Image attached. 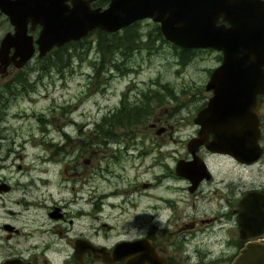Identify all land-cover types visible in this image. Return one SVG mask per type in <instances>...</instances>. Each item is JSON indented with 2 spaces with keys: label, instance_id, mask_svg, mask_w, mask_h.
Listing matches in <instances>:
<instances>
[{
  "label": "flooded vegetation",
  "instance_id": "obj_1",
  "mask_svg": "<svg viewBox=\"0 0 264 264\" xmlns=\"http://www.w3.org/2000/svg\"><path fill=\"white\" fill-rule=\"evenodd\" d=\"M65 1L72 6L74 0ZM110 1L89 0V5L104 9ZM172 1H176L179 6L178 0ZM165 2L162 1L163 7L172 6L171 2ZM144 19L151 18H141L127 26L137 27ZM151 20L156 23L157 33L164 37L160 22ZM218 22L229 24L222 19ZM40 28L39 23L34 28L28 24V32L34 38ZM98 29L100 28L92 31ZM77 41L79 40L54 46L48 52L57 47H68ZM172 43L179 48L182 60L191 58L193 49L212 48L185 47ZM35 51L37 54V46ZM219 51L221 62L223 55ZM7 72L0 76H6ZM205 89L207 93L202 102L194 105V110L188 112L191 113L190 118L178 114L181 107L189 102V96L183 94L182 99L180 95L176 96V105L164 118L167 127L159 128L164 136L157 138L153 144L157 151L155 160L161 165V170L154 178L142 183L143 191H150L152 188L158 190L150 191L149 215L138 218V222L130 226L138 230L134 234L123 233L124 236L121 237L119 233L113 236L100 233V225H111L106 222V215L102 216V221L99 220L101 206L92 201L90 193V198L84 197V187L90 181L87 172L90 169L82 167L80 170H69L66 165L59 169L50 168L51 164L60 160L59 153L65 149L64 144L58 146V143H52L51 137L38 142L37 144L47 145L49 148L46 147L44 155L39 153L35 158L47 164L31 168L19 161L15 162L13 137L9 138L11 145L6 146L4 152L3 143L0 142V264H231L247 242L264 240V225L249 223L244 227L239 211L240 199L245 194L259 192L264 195V92L258 95L259 153L254 159L247 161L228 152L212 150L204 142L196 143L195 140L200 137L201 125L195 118L213 94V89L206 88V84ZM203 93L204 91L201 92ZM198 95L193 92L190 96L197 98ZM124 104L123 101L121 107ZM114 113L116 112L112 115ZM113 118H109L111 124H123L122 120L114 122ZM190 119L192 132L185 138L178 134L174 136L180 130L183 120ZM125 121L127 125L130 124V120ZM1 138L5 137L0 136ZM212 138L213 134L209 132L206 139ZM190 140L194 144L189 145ZM168 143H172V146H166ZM131 146L134 147V144L127 142L126 151L133 149ZM96 150L99 151L100 148H94L92 153L96 154ZM138 151L143 156L146 149L139 148ZM18 156L22 159L21 154ZM168 157L171 162L167 161ZM143 159L144 156L140 158L141 162ZM91 173V177L98 180V159L92 162ZM69 181L76 183L68 186ZM52 185L57 191L70 188V196L55 199L50 190ZM97 187L93 186L91 190L87 187V190L94 192ZM115 193L119 191L116 190ZM123 193H126L125 190ZM105 194L108 195L109 192ZM125 199L129 200L128 197ZM89 200L94 206L92 210L84 208V203ZM91 218L97 221L94 228ZM87 221L89 228L94 229L91 233L85 232L84 222ZM119 243L124 248L116 251ZM90 247L102 248L103 251Z\"/></svg>",
  "mask_w": 264,
  "mask_h": 264
},
{
  "label": "rangeland",
  "instance_id": "obj_2",
  "mask_svg": "<svg viewBox=\"0 0 264 264\" xmlns=\"http://www.w3.org/2000/svg\"><path fill=\"white\" fill-rule=\"evenodd\" d=\"M155 25L151 19L140 21L134 32L139 35L141 44L126 54L115 47L102 54L97 48L98 35L93 31L84 36V40L81 38L68 45L63 54L57 49L41 57L35 54L22 67L11 65L7 75L0 76V136L8 138L0 139L2 152L11 145L9 138L13 137L15 162L38 168L47 163L35 157L39 153L44 155L46 147L49 148L38 142L51 137L52 143L64 144L60 160L50 163V168L66 165L69 170L90 169L86 186L88 190L98 187L89 192L85 186L84 197L90 198V193L92 201L101 206L100 221L102 216H107L105 220L111 226H99L104 235L119 233L122 237L123 233L138 232L130 226L138 222V218L149 215L150 191L158 190L143 191L142 183L161 170L155 160L157 151L153 144L164 136L159 128L167 127L164 118L176 105L179 95L181 99L183 94L189 96V102L178 114L190 118L188 112L202 102L209 73L221 59V52L215 48H196L191 58L182 60L179 48L164 37H158ZM9 30H13L9 19L0 12V39ZM118 32L122 34L124 30ZM19 78L25 80L24 85L18 82ZM193 92L199 94L197 98L190 96ZM123 101L127 107L138 106L136 110L141 115L132 118L127 125L123 116L130 110L125 107L113 118L114 122L122 120L123 124L113 125L107 118L117 112ZM190 122L191 119L183 120L174 136L187 137L192 132ZM127 142L134 144L130 151H126ZM94 148L100 150L93 154ZM139 148L146 149L142 162ZM97 159L98 180L91 177L92 162ZM167 161L171 159L168 157ZM73 183L76 182L69 181L68 186ZM50 190L57 200L61 196L69 197L71 192L70 188L57 191L53 185ZM116 190L119 193H115ZM93 207L90 200L84 203V208L92 210ZM91 223L93 228L97 225L92 218ZM84 227L85 232L94 231L88 221L84 222Z\"/></svg>",
  "mask_w": 264,
  "mask_h": 264
},
{
  "label": "water",
  "instance_id": "obj_3",
  "mask_svg": "<svg viewBox=\"0 0 264 264\" xmlns=\"http://www.w3.org/2000/svg\"><path fill=\"white\" fill-rule=\"evenodd\" d=\"M162 1L172 6L163 7ZM178 2L179 6L172 0H111L100 9L92 8L89 0H74L72 6L65 0H0V12L13 27L0 39V74H5L10 64L22 67L33 57L36 46L37 54L43 56L52 47L79 40L95 28L115 32L150 17L160 22L163 36L176 44L222 51V60L206 83L213 94L195 118L201 125L195 141L242 160L254 159L259 153L258 95L264 92V1ZM29 23L31 28L41 25L36 38L28 32ZM209 132L211 140L206 139ZM262 196L249 192L240 199L244 227L249 223L264 225ZM121 243L116 251L123 250ZM231 264H264V240L247 242Z\"/></svg>",
  "mask_w": 264,
  "mask_h": 264
},
{
  "label": "trees",
  "instance_id": "obj_4",
  "mask_svg": "<svg viewBox=\"0 0 264 264\" xmlns=\"http://www.w3.org/2000/svg\"><path fill=\"white\" fill-rule=\"evenodd\" d=\"M130 26H125L122 28L124 32L121 34L120 32L116 31L115 33H111L109 31L103 30V29H98L95 30V33L98 35V42H97V48L101 51L102 54L112 51V48L115 47L114 49L117 50L119 49L122 54H126V51H129L130 49H136L140 46L141 44V39L139 35H136L134 32L136 26L134 28ZM93 32V31H92ZM91 33V32H90ZM115 34V35H114ZM158 37H162L161 34L157 33ZM84 40V38H82ZM114 40V42H113ZM150 41V38H147V42ZM146 42V43H147ZM148 47H151L148 45ZM67 47H57V52L63 54L64 50H66ZM59 53L56 54V57H59ZM18 82H20L22 85H24V79L19 78L17 79ZM128 108L130 111H128L124 116L123 120H130L136 119L138 116H140V112H138L136 109L138 106H132V107H127L125 104L116 112L114 115L111 116L113 118L114 116H117V113L121 112L124 108ZM109 119V118H107Z\"/></svg>",
  "mask_w": 264,
  "mask_h": 264
}]
</instances>
